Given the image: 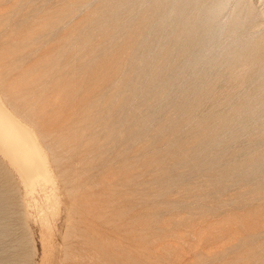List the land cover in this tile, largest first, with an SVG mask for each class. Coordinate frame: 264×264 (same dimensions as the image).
<instances>
[{
    "label": "rangeland",
    "instance_id": "obj_1",
    "mask_svg": "<svg viewBox=\"0 0 264 264\" xmlns=\"http://www.w3.org/2000/svg\"><path fill=\"white\" fill-rule=\"evenodd\" d=\"M249 3L219 5L234 35L189 64L190 10L214 0H0V100L51 175L31 191L0 152V264H264Z\"/></svg>",
    "mask_w": 264,
    "mask_h": 264
},
{
    "label": "bare ground",
    "instance_id": "obj_2",
    "mask_svg": "<svg viewBox=\"0 0 264 264\" xmlns=\"http://www.w3.org/2000/svg\"><path fill=\"white\" fill-rule=\"evenodd\" d=\"M257 1H261L264 4V0ZM214 2L217 4L211 6L212 10L205 13H202L199 8H195V11L190 10V14L195 20L190 21L187 33L183 35L185 46L182 49L180 48V51H177L178 53L184 52V54L187 53L189 55L186 57L189 64L194 61L192 57L194 53H198L200 50L203 52L207 51L216 42H225L227 38L234 35V33L232 34L233 31L229 30L228 32L230 22L222 20L218 13L220 12L219 5L222 7L226 0H214ZM249 11L252 15L253 27L263 23H259L257 17L264 14V9L257 13L254 11L253 3H249ZM231 26V29L235 27L234 25ZM205 28L206 32L202 38L199 35V31ZM205 39L208 43L203 41ZM174 49L176 48L174 47ZM183 61L180 62L182 64L181 67L183 66ZM7 106L0 100V152L10 159L21 174L26 187L32 191L36 184L44 183L51 179L50 169L47 166L46 156L39 143L40 140H37L38 138L34 131L30 129L31 126H28L24 120L19 118L14 111H10Z\"/></svg>",
    "mask_w": 264,
    "mask_h": 264
}]
</instances>
